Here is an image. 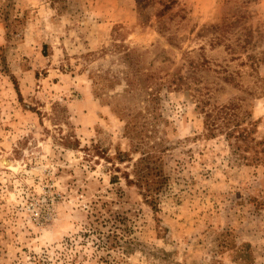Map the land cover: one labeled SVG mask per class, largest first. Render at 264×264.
I'll use <instances>...</instances> for the list:
<instances>
[{
    "label": "rangeland",
    "instance_id": "1",
    "mask_svg": "<svg viewBox=\"0 0 264 264\" xmlns=\"http://www.w3.org/2000/svg\"><path fill=\"white\" fill-rule=\"evenodd\" d=\"M249 55L264 0H0V264H264Z\"/></svg>",
    "mask_w": 264,
    "mask_h": 264
},
{
    "label": "trees",
    "instance_id": "2",
    "mask_svg": "<svg viewBox=\"0 0 264 264\" xmlns=\"http://www.w3.org/2000/svg\"><path fill=\"white\" fill-rule=\"evenodd\" d=\"M165 9H169V6H165ZM249 40H245L244 44L249 43ZM123 59L125 60L126 64H131L132 63V57H131V53L130 51H126L125 55L123 56ZM249 61H251V67L255 68L258 67L261 63H264V56L263 58H259L255 55H249L248 56ZM116 79V78H115ZM126 80V85L127 88L124 90V96H126L125 98L129 99V104H131L133 101H137V97H143V95H147L149 97H155L153 92H151L153 90L152 85L155 84V80L153 78L152 75H150V73L145 72L144 69H134V73L131 74H127L125 77ZM154 99H152L153 101ZM114 109L116 111L117 114L121 115L122 118L127 122L126 124V134L128 137H131L133 139V137L138 133V124L136 123V121L138 120L139 116L137 113H135L134 109H132L131 105H126V106H121L119 103L114 104ZM214 130H210V134L211 136L215 135V133L213 132ZM137 166V165H136ZM129 182H132V180L130 179V177H128ZM137 182H139L141 184V186H143L142 184L144 183L145 185H147V195H150L151 199H155V197H153V193L154 191H152L151 187H150V181L148 179V174L146 175L145 173H143V171L138 172V178H137ZM154 203V202H152Z\"/></svg>",
    "mask_w": 264,
    "mask_h": 264
}]
</instances>
